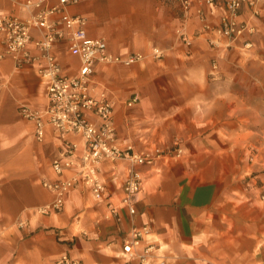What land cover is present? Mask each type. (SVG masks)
Instances as JSON below:
<instances>
[{
  "label": "crops",
  "instance_id": "crops-1",
  "mask_svg": "<svg viewBox=\"0 0 264 264\" xmlns=\"http://www.w3.org/2000/svg\"><path fill=\"white\" fill-rule=\"evenodd\" d=\"M23 1L0 0V16L26 17ZM253 1L259 17L244 5L239 18L249 22L254 33L233 41L223 38L221 48L209 44L195 13L196 3L186 17L173 0H77L68 6L69 13L86 18L88 36L103 38L108 52L144 55L129 67L97 63L94 80L115 101L121 145L140 148L142 139L156 141V135L164 132L157 127L164 121H175L182 147L177 177L173 186L166 178L159 182L149 178L147 192L135 199L131 216L120 204L126 173L121 179L110 176L122 172L127 164L104 163L102 172L109 182L103 199L91 198L90 191L79 184L66 193L62 212L30 217L25 229L4 230L0 233V264H55L64 254L78 264H127L123 238L132 226L144 225L151 227L150 241L143 242L137 252L142 254L151 244L160 253L150 257L152 264L160 260L165 264H255L264 259V206L257 205L253 197L250 201L233 196L230 144L202 150L195 139L197 125L231 118L233 94L255 93V86L245 83L244 67L254 61L255 47L264 46V0ZM222 12L218 6L207 13L208 23L216 25ZM181 33L192 39L190 45L183 42ZM33 35L38 37L34 31ZM153 48L161 51L160 57L152 55ZM54 51L64 74L78 71L79 58L67 51L65 41H59ZM212 61H216L215 70ZM0 78V139L9 134L10 140L18 142L16 163L32 156L33 148L37 157L53 158L61 139L47 129L44 144L38 146L33 124L18 118V104L45 107L41 79L32 68L15 70L9 58L0 59ZM134 96L137 102L130 107L127 102ZM8 155L6 149L0 150V158ZM50 162L40 167L34 182L13 188L15 196L5 193L8 203L12 198L14 213L34 207L38 210L51 200L42 185L44 179L71 174L54 175ZM0 168L7 170L5 165ZM188 175H192L191 181ZM108 201L120 206L119 221L106 217ZM14 213L11 210L5 220L9 222Z\"/></svg>",
  "mask_w": 264,
  "mask_h": 264
},
{
  "label": "built area",
  "instance_id": "built-area-1",
  "mask_svg": "<svg viewBox=\"0 0 264 264\" xmlns=\"http://www.w3.org/2000/svg\"><path fill=\"white\" fill-rule=\"evenodd\" d=\"M47 0H24L22 5L28 10L26 17L14 14L0 16V59L9 58L15 70L34 69L41 79L46 105L42 109L20 105L19 115L33 124V134L37 141H43L47 129L61 139L57 153L50 162L51 171L60 176L66 171L71 174L65 178L44 179L43 187L51 194V200L38 208L41 214L57 213L64 207L65 195L79 184L86 187L96 200H101L106 191V181L102 175L104 163H126L127 173L122 183L123 205L131 216L135 213L136 196L143 191L144 182L141 165H152L159 154L147 149L136 150L133 144L121 145L117 139L114 115V99L94 80L97 63L104 65L132 66L141 60L142 53L115 55L107 50L103 38L90 37L86 32L87 20L84 16L68 12V6L77 0H58L47 4ZM169 1V0H159ZM178 3L183 16H188L194 3L195 13L207 34L212 47L221 48V39L229 41L243 37L254 31L247 21L240 20L242 7L248 5L255 16L253 0H173ZM208 7V10L204 8ZM221 6L223 12L216 25L207 21V13ZM33 31L38 34L35 38ZM181 39L187 45L192 39L184 33ZM59 41L66 42L69 53L79 58L75 74L63 73L54 48ZM249 45V43H246ZM152 55L160 57L161 51L153 48ZM212 69H216L213 61ZM3 84L0 78V88ZM137 97L131 98L128 106H133ZM157 152V151H156ZM120 206L108 201L106 217L120 220ZM148 225L132 226L122 241V253L127 264H152V245L148 244L142 254L137 248L146 241ZM55 264H78L68 254L62 255ZM155 264H165L160 260ZM255 264H264V259Z\"/></svg>",
  "mask_w": 264,
  "mask_h": 264
},
{
  "label": "rangeland",
  "instance_id": "rangeland-1",
  "mask_svg": "<svg viewBox=\"0 0 264 264\" xmlns=\"http://www.w3.org/2000/svg\"><path fill=\"white\" fill-rule=\"evenodd\" d=\"M255 16L259 17L258 14ZM253 33L254 31L246 33L244 36ZM248 55V58L251 57L250 53ZM253 59V62L245 63L244 68L247 75L245 83L255 86V93L233 94L231 118L227 121L197 125L195 139L198 149L202 150L214 145L216 149H220L224 144L226 146L230 144L232 187L235 188V191L232 192L233 196L245 200L247 197L250 201L251 198L249 197H253L256 199L257 205L264 206V46L255 47V56H252L251 60ZM214 62L216 63V61ZM210 63L212 65L213 61ZM19 106L20 104H18V108ZM18 118L20 121H25L19 114ZM175 128V121H164L162 125L157 127L158 130L164 132L160 136L156 135V141L149 143L148 140L142 139V147H135L138 151L147 149L152 153L159 154L152 165L137 167L143 177L144 189L136 196V199H141L145 195L149 185L147 184L148 179L151 177L156 178L158 182L166 178L173 186L172 180L177 177V162L182 155L181 138L176 135ZM9 137L10 135L7 134L3 136V140L0 139V150L6 149L9 154L7 157L0 158V165H5L7 168V170L0 168V233L6 229H25L29 227L30 217L45 215L41 214L37 207L22 209L14 213V206L11 207L12 198L8 203V199L4 196L8 192L13 197L16 195V190L13 188L20 187L21 184L25 188L27 184L34 182L35 178L40 175V167L52 159L51 157L46 159L45 157H37L38 152H36V148H33L32 156L19 159V163H16L14 151L18 142L10 140ZM34 142L38 146L44 144L43 141L34 140ZM197 160L201 159L196 158ZM122 170L124 172L110 176H117L118 179H121L120 177L127 173L128 166ZM102 175L105 178L104 173ZM188 176L191 181L192 175ZM105 181L106 183L109 182L107 178ZM116 184L119 185L118 182ZM7 188H11L10 191H7ZM89 196L94 198L92 194ZM11 210L14 217L7 222L5 218ZM63 210L64 207L60 212ZM148 227L150 232V225ZM150 234L145 236V242L150 241ZM150 253L160 255L154 248L151 249Z\"/></svg>",
  "mask_w": 264,
  "mask_h": 264
}]
</instances>
